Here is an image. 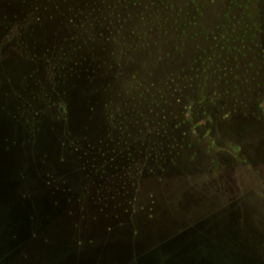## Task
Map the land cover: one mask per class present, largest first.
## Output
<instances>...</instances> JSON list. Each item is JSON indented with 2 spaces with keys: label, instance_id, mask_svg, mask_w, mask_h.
I'll use <instances>...</instances> for the list:
<instances>
[{
  "label": "rangeland",
  "instance_id": "rangeland-1",
  "mask_svg": "<svg viewBox=\"0 0 264 264\" xmlns=\"http://www.w3.org/2000/svg\"><path fill=\"white\" fill-rule=\"evenodd\" d=\"M35 2L28 0L30 9L16 6L11 13L33 12ZM39 4L37 20L28 23L20 37L19 26L11 27L18 39L1 60L4 74L16 76L17 86L11 89L16 98L27 91L22 102L9 101L13 114L28 101L41 114L46 112L42 127L46 139L38 153L51 157L45 165L32 166L33 171L57 173L72 187L86 189L78 207L86 210V217L83 221L76 217L79 226L71 229V235L85 243L105 242L104 250L134 244L141 254L189 237L203 264H216L211 254L218 247L232 249L228 228L235 224L241 239L248 234L256 238L240 248L254 255L245 264H264V34L256 28L250 33L259 35L262 50L235 41L236 33L242 34L236 22L249 15L259 21L264 0H46ZM178 14L182 17H170ZM186 15L199 23L186 28L183 36L180 26ZM233 18L234 26H229ZM226 26L236 33L232 53L222 52L218 61L222 72L196 79L190 70L196 67L199 50L216 44L203 33L222 32ZM46 63L57 72L48 71ZM174 75H179L177 88L171 82ZM189 80L193 82L187 84ZM203 81L206 86L196 89ZM165 89L174 98L166 95L159 101V92ZM193 91L217 102L211 109L212 121L206 120L203 112L208 108L203 110L200 104L183 121V108L194 98ZM49 100L69 110L64 128L56 123L57 114L46 108L51 106ZM177 100L179 105L166 106L160 114L171 120L165 129L168 135L154 136L152 124L160 109L153 101ZM23 113L27 115L25 108ZM172 113L182 123L174 133ZM33 114L30 110L24 116L29 125L10 129L12 134L17 130L28 155L34 144L28 129L38 120ZM152 137L175 148L150 160ZM236 145L242 148L237 158ZM77 147L80 155L74 152ZM19 160L9 171L15 179L27 166ZM82 164L87 170H79ZM102 167L103 179L88 172ZM233 203L236 213L229 210Z\"/></svg>",
  "mask_w": 264,
  "mask_h": 264
},
{
  "label": "trees",
  "instance_id": "trees-1",
  "mask_svg": "<svg viewBox=\"0 0 264 264\" xmlns=\"http://www.w3.org/2000/svg\"><path fill=\"white\" fill-rule=\"evenodd\" d=\"M39 1L44 2L46 0H37V2H35V10L33 12L31 10L27 12L23 11L24 13L21 12L14 15V13H11L12 10L10 9H15L16 6L23 5V9H30L28 0H0V111L6 116L8 121L7 124L6 120L0 124L1 126L6 124L4 128L0 127V172L1 174L4 173V177L2 176L3 182L11 189L13 196L17 200L18 205L15 206V210H13V216L19 217V213L22 212L25 215L22 227L25 231L24 234L20 235L19 233L11 232V243L7 249L0 254V261H2L3 257V263L5 264H177L176 261H179V264H199L198 262L203 264L202 260H204V258L199 256V251H197V246L194 244V239L192 238L190 240L188 239L189 237H183V239L179 237L176 240H170L162 246L160 244L159 249L154 250L158 251L160 257H154L156 252L152 251L150 253L145 252L146 254H141L134 244H131L130 246L110 247L104 250L105 247L103 245L105 242L94 243V240H91L85 243L82 240H76L77 238H74L71 235V229H75L79 226V222L76 217H81L82 219L79 218L80 221H83L86 217V210L78 208L83 205L81 203L82 199H80V196L82 192L86 191V189L72 187L69 183H67L65 178L59 177L57 173L54 174L45 172L44 175H39L40 172L37 171V169L33 171L32 166L36 167L37 165H45L49 157H51V154L49 153L44 155H40L38 153L41 151L40 147H42L41 140L43 141L46 139V137L42 136V127L44 117H46V112L41 111L44 112L41 114L39 109L28 101L25 102L24 106L22 105L18 109L15 107L16 110L13 114L12 109L9 107V101L12 99H18L22 102L24 93H27V91H22V97L20 96L16 98L13 94L14 91L11 90L14 89V86H17L15 80L16 76L12 74H4L6 67H4L3 61L1 60L3 54L7 52L6 49L9 48V45L14 43V40L17 37L14 32V28L11 29V27L19 26L17 35L20 37V31L25 32L26 25L37 20L35 14H37L39 10H42L40 9L42 7L40 6ZM170 17L181 18L182 16L181 14H178ZM187 18L188 15L182 19L184 22L181 23L180 26L182 30L181 35L183 36H186L188 33L186 28L195 26L199 23L194 16H190L188 19ZM259 18V21L256 22L258 19H254L249 15L246 18H243L242 22H236V25L239 26L238 31L242 34H237L234 31L229 32L227 26L221 27L222 32H220V30L216 31V33L208 31L204 32L203 37L210 41L213 40L216 44H213V46H210L207 49L201 48L199 50V55L195 61L196 67H192L190 73L196 74V79L197 77L201 78L203 76V80H207L210 78L209 76L217 75V73L222 72V68L220 67L218 61L222 58V52H226L227 50V53H232L231 51L233 48L231 44L233 43L232 40H235L233 39L235 33V41L240 40L242 43L250 42L262 50L261 47L263 44L260 42L259 35L264 34V15L261 14ZM235 20L236 19L234 18L229 19V26H234L233 21ZM255 28L259 34L258 37L255 36L256 34L254 36L250 34L252 29ZM249 35L252 37H249ZM193 37L195 38L197 36ZM262 52H264V49ZM46 65L44 66L48 69V71L57 72L56 67H54L53 64L46 63ZM178 76L179 75H174L171 81L172 84H175V88L179 85V83L177 84ZM22 77H19L18 79ZM190 82L193 81L189 80L187 84ZM205 86L206 82L203 81V83L196 85V89L200 90ZM160 93H162V95L158 97L159 101H162L166 95L167 97L170 96L171 98H174L173 93L170 92V90L165 89V91H161L159 94ZM193 94H195L194 98H191V102L183 108V121L186 123L187 118L193 116L194 106L196 107L198 104L203 106V110L206 107L209 109L204 110L203 115L207 117V121H212L211 109L216 106L217 102L207 96H200L197 91H193ZM49 101L51 102V100ZM174 103L179 105L181 100L169 101L162 104L160 102L153 101L155 107H159L160 109V112H158L154 117L157 121L152 124L153 130L151 133L154 136L157 133H160L161 138L168 135V132L165 131V129L171 120L167 115H163V117H161L160 114L161 112H166L164 109L166 106H171ZM23 108H25L27 115L30 110H34L33 116L38 118V120L34 123V127L28 129L30 131V135H33L28 139H30V141H34V144L29 148V155L23 149L24 142L17 130L15 129V134H12L10 131V129L14 126L15 128L16 126L21 127L26 125V123L29 125L28 119L24 117L27 115H24L25 113H23ZM46 108L52 111L53 114H57V119L54 117L56 119V123L60 124L64 128L65 115H67L69 110L67 111L65 106L59 104L56 105L53 102H51V106ZM231 115L232 113H229L225 116V118H228ZM171 116L174 125L172 133H174L176 130L180 129L182 123L179 122L180 116H175L173 113ZM61 118H64V121H60ZM54 130L55 128L53 127L52 132ZM54 138L55 136L51 137V141ZM174 139L175 138L170 140ZM151 140L152 147L147 150V152L153 154H150V160H155L163 156L165 151L169 152L170 149L173 150V148H175L172 144L162 145L156 143L153 137ZM62 146H64V143L61 147ZM241 149L242 148H239L236 145L234 148V153L236 154L235 158H237V156L241 153ZM52 150H55V148ZM74 152L79 154V148L77 147ZM53 153L55 154V152ZM17 158L20 159L21 162L27 164L26 168L19 172V179H15V173L13 175H11L12 173L8 175L9 171L11 172V170H13L12 165L15 163ZM64 158L65 157L63 156L59 159V163H64ZM144 161H146V159H144ZM141 162L142 161H140L138 165H140ZM143 164L144 166L146 165V163ZM3 168L5 169L3 170ZM101 169H96L95 171H90V169H88V172H90V174L95 172V174L100 177L99 179H103L106 171H104V167ZM79 170L85 171L87 168H85L82 164L79 167ZM230 207L233 208V210L229 209L230 213H236V210H234L236 205L233 203V206L230 205ZM79 212L83 213L80 214ZM74 223L77 225L75 226ZM228 229L230 234L228 237L232 249L226 252L218 247V250H215L216 252L211 254V262L216 264L250 263L254 255H252L251 252H242L240 248H243L247 245V243H250V241L254 242L256 238L248 234L246 240L241 239L234 231L235 224ZM259 242L261 243L260 240ZM249 246L252 245L250 244ZM177 247H180L181 250L179 251V248ZM164 249L166 251H164ZM261 259L264 261V255Z\"/></svg>",
  "mask_w": 264,
  "mask_h": 264
},
{
  "label": "water",
  "instance_id": "water-1",
  "mask_svg": "<svg viewBox=\"0 0 264 264\" xmlns=\"http://www.w3.org/2000/svg\"><path fill=\"white\" fill-rule=\"evenodd\" d=\"M4 120H6L7 124L8 121L6 116L0 111V124ZM4 126L0 125V127L3 128ZM17 205V200L13 196L11 189L3 182V177L0 173V254L3 253L11 243V232L19 233L20 235L25 232L22 228L25 220L24 213H19V217L13 216V210H15V206Z\"/></svg>",
  "mask_w": 264,
  "mask_h": 264
}]
</instances>
